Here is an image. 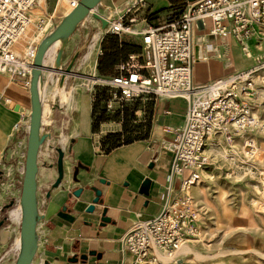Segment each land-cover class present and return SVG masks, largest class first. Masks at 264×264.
Listing matches in <instances>:
<instances>
[{
  "label": "crops",
  "instance_id": "obj_1",
  "mask_svg": "<svg viewBox=\"0 0 264 264\" xmlns=\"http://www.w3.org/2000/svg\"><path fill=\"white\" fill-rule=\"evenodd\" d=\"M194 1L100 0L95 10L102 9L115 18L132 6L136 17L133 26L137 28L147 21L149 14L154 18L149 22L157 23L168 12L174 13ZM47 23L46 34L39 42L59 22ZM107 33V25L82 20L63 40L62 47L56 48L52 54L48 49L45 54L44 61L53 55L51 60H57L59 68L51 73L44 71L40 77L42 103L50 109L45 117L50 116L42 124V132L47 136L38 153L37 247L30 264H130L132 254L121 244L123 234L136 219L159 214L164 204L178 194L180 179L173 174V154L167 145L183 126L187 108L185 99H155L148 136L113 149L108 150L107 145H102L103 137L111 132L110 124L103 122L97 131L92 130L96 92L111 90L106 82L123 73L120 69L122 64L132 56L140 65L146 55L139 36L117 34L121 40L138 45L140 51L129 54L111 71L100 74L98 59L103 52L101 42ZM196 34L194 83L202 84L225 76L239 66L241 54L231 37L212 36L208 27ZM86 37H90V41L85 42ZM79 51H82L81 55ZM49 65H45L46 68H50ZM67 68H70V74H65ZM91 75L93 78L99 76L101 80L92 82ZM52 89L58 91L56 98H53L55 94L50 96ZM62 91L66 97H62ZM69 91L72 92L70 98ZM28 107L29 86L0 73V169L3 168L2 163L10 169L7 176L0 174V264H14L19 252L21 215L18 208L25 152L21 150L23 140L18 134L27 128V123H22L26 122L23 110ZM17 124H22L19 130L15 128ZM55 132L57 138L54 139L52 133ZM57 148L64 152V175L60 184L54 187ZM45 150L49 151L48 155ZM75 166H78L76 181L72 180ZM146 181L145 189L143 184ZM79 187L81 193L76 197L73 191ZM94 187L101 190V202L94 204L93 211H87L95 196ZM12 205L15 208L6 211ZM103 210L108 217L105 222L101 221ZM255 244L259 242L255 240ZM92 251L96 254H91ZM82 255L86 257L82 259Z\"/></svg>",
  "mask_w": 264,
  "mask_h": 264
},
{
  "label": "built area",
  "instance_id": "obj_2",
  "mask_svg": "<svg viewBox=\"0 0 264 264\" xmlns=\"http://www.w3.org/2000/svg\"><path fill=\"white\" fill-rule=\"evenodd\" d=\"M66 1L72 10L80 0ZM36 2L39 0H0V73L22 81L25 86H29L38 43H30L19 54L15 49L30 23V8ZM39 8L45 11L41 5ZM132 9L130 6L108 19L107 29L118 35L139 36L145 61L139 65L132 56L122 64L123 73L112 76L106 84L126 96H138L146 89L154 99L181 97L187 108L182 128L167 145L173 154V174L180 179L178 194L156 216L136 219L121 237V244L132 254L130 264H170L163 262L157 251L173 257L182 244L198 233L199 220L191 189L201 180L208 164L204 152L208 135H224L232 141L236 133L264 131V124L252 107L257 90L264 88V0H196L186 4L177 16L168 12L157 23L145 20L137 28L133 26L136 17ZM38 25L43 26L44 22ZM207 27L212 36L231 37L252 64L206 83H194L196 33ZM140 69H146L147 74ZM133 74L138 78L132 79ZM131 83L135 89L128 87ZM106 104L109 106V101ZM21 125L15 128L19 130ZM244 146L251 149L248 154H254L252 137H247ZM44 153L48 155L49 151ZM2 164L0 174L7 176L10 169Z\"/></svg>",
  "mask_w": 264,
  "mask_h": 264
},
{
  "label": "rangeland",
  "instance_id": "obj_3",
  "mask_svg": "<svg viewBox=\"0 0 264 264\" xmlns=\"http://www.w3.org/2000/svg\"><path fill=\"white\" fill-rule=\"evenodd\" d=\"M56 3V0H45L44 5L37 2L32 5L30 23L17 41V49H15L17 54L21 50L24 51L30 43L39 42L46 34L47 29L42 30V28L47 22H59L61 16L67 14L64 12L65 8L57 7ZM36 5L38 7L41 5L46 11H40ZM45 12L48 14L44 15ZM95 12L106 19H112L102 9H97ZM48 15H52L53 18L50 19ZM151 15L147 16V21L154 19ZM39 22H44V25L39 26ZM83 22L100 21L90 14ZM89 39L90 37H86L85 42L90 41ZM81 53L82 51L78 52L80 55ZM240 54L241 63L239 62L237 68L234 67L236 71L252 64L249 58L241 52ZM94 79L98 82L101 80L99 76ZM83 82L90 81L83 80ZM146 91L144 89L135 97L132 94L124 95L120 89L111 88L107 91L106 101H109V106L106 101L100 104L105 109V113H102L103 122L111 125L110 133L121 134L119 139L112 140L110 147H117L129 138L148 136L155 99ZM257 92L259 94L257 93L253 99L252 107L255 116L261 124H264V88H259ZM71 93L68 92V98ZM96 93L102 94L99 91ZM64 96L65 94L62 93V97ZM56 97L57 93L53 98ZM49 103L51 104V100ZM99 110L102 111L101 107ZM25 121L23 125L29 122L27 114ZM56 135V132L52 133L54 139L57 138ZM18 136L23 140L21 150L25 152L28 129L25 127ZM247 137L254 139L253 155L248 154L247 151L251 149L244 146ZM12 144L10 148L13 147ZM207 145L204 152L208 156V164L202 172L201 180L191 189L199 220L198 233L186 243L190 245L191 251L183 252V248L178 254L175 252L173 258L166 263L264 264V131L256 129L252 132L236 133L232 141L226 140L224 135L217 134L214 144L209 148ZM13 208L15 205L10 206L6 211L9 209L11 211ZM3 212L4 210L1 211ZM255 240L259 242L258 245L255 244Z\"/></svg>",
  "mask_w": 264,
  "mask_h": 264
},
{
  "label": "water",
  "instance_id": "obj_4",
  "mask_svg": "<svg viewBox=\"0 0 264 264\" xmlns=\"http://www.w3.org/2000/svg\"><path fill=\"white\" fill-rule=\"evenodd\" d=\"M100 0H80L78 5L70 10L54 29L49 32L38 44L36 54L31 69V76L29 81V92L31 96L30 109H24L23 111L29 116V129L27 136V145L24 159L23 179L21 184V192L19 205L21 207V220H20V240L21 246L19 247L18 256L14 264H30L33 255L37 247V234L36 223L38 218L37 211V172H38V153L41 144L43 143L46 133L42 132L41 119V100L39 97V81L43 70V59L49 45L58 39L63 37L65 40L68 35L72 33L74 28L79 22L84 20L88 15H92L98 19L103 26L107 25L108 19L104 18L100 14L95 12V8ZM65 74H70V68H67ZM58 157L56 161L57 177L53 186L56 187L60 184L63 175V156L64 152L61 148H57ZM78 166H75L72 171V180L76 181ZM101 182H104L101 179ZM147 181L143 186L147 187ZM95 196L91 201V204L87 206V211H93L94 204L101 202V190L92 188ZM81 193V188H77L73 191V194L78 197ZM102 222L108 221V217L105 216V210H103ZM91 254H96L92 251ZM99 256V255H98ZM86 256L82 255L84 259Z\"/></svg>",
  "mask_w": 264,
  "mask_h": 264
},
{
  "label": "trees",
  "instance_id": "obj_5",
  "mask_svg": "<svg viewBox=\"0 0 264 264\" xmlns=\"http://www.w3.org/2000/svg\"><path fill=\"white\" fill-rule=\"evenodd\" d=\"M182 9L177 10L176 12H174L173 14L175 16H177ZM102 44V55L99 56L98 59V65H97V69L99 71L100 74H105L109 71H111L114 67V65L116 63H118V61L126 59L128 57L129 54L131 53H135V52H139L140 51V47L134 43L131 42H127L124 40H121L117 34L114 33H107L104 37V39L101 42ZM140 72L144 75L147 74L146 69H140ZM99 92H102V94H95V101L93 104V110H92V116H93V122H92V130L93 131H97L100 123H102L104 121L103 119V115L102 113H105V109L103 108V106H101V102L102 101H106L107 100V91L106 90H98ZM102 109V111H100L99 109ZM98 112H100L101 114H97ZM98 115V116H97ZM121 137L120 133H108L105 137H103V142L102 145L105 146L107 145V149H113L115 148V146L112 148L109 146L110 143H112V140L115 139H119ZM147 136L144 137H140V138H129L126 141H123L121 143L122 144H127L130 143L136 139H141V138H145Z\"/></svg>",
  "mask_w": 264,
  "mask_h": 264
},
{
  "label": "bare ground",
  "instance_id": "obj_6",
  "mask_svg": "<svg viewBox=\"0 0 264 264\" xmlns=\"http://www.w3.org/2000/svg\"><path fill=\"white\" fill-rule=\"evenodd\" d=\"M39 3L41 4V5H44V3H45V0H39ZM68 5V3H67V1L66 0H58V2H57V7H64L65 8V13H68L71 9H70V7L69 6H67ZM37 6V5H36ZM37 8H39L38 6H37ZM39 10L41 11V8H39ZM108 17V16H107ZM47 27H48V23H46L44 26H43V28H42V30H46L47 29ZM33 40V39H32ZM64 41H63V37H59L58 39H56L55 41H53L50 45H49V47L47 48V50H46V53H47V51H48V49H50V53L52 54V53H54V51L56 50V48H58V47H62V45L64 44L63 43ZM61 50V49H60ZM45 53V54H46ZM50 55V54H49ZM53 56V55H52ZM52 56H51V58H52ZM50 58V57H49ZM51 58H50V60H45L44 61V59H43V70H42V73L44 72V71H47V72H49V73H51L53 70H55V69H58L59 68V63L57 62V60L55 61H53V60H51ZM48 63H50L51 65H49L50 66V68H46V66L45 65H48ZM241 63V62H240ZM41 73V74H42ZM138 78V76L136 75V74H133L132 75V79H137ZM91 81L93 82V81H95L96 79H94L93 77H92V75H91ZM97 81V80H96ZM61 87V86H60ZM128 87L129 88H131V89H135V87H134V85L131 83V84H129L128 85ZM62 89V88H61ZM63 90V89H62ZM45 91V90H44ZM60 91V90H59ZM30 93V92H29ZM56 93H58V91L56 90V89H52L51 91H50V96L52 97L53 96V94H56ZM61 93H63V91L61 92ZM258 93V92H257ZM259 94V93H258ZM39 97H40V100H41V119H40V123L41 124H43V123H46V122H44L46 119H48L49 118V116L46 118L45 116H47L49 113L48 112H50V109H49V107L48 106H43V103H42V98H43V85H42V82H41V80L39 81ZM64 97H66V96H64ZM30 106H31V96H30ZM51 110H52V107H51ZM47 114V115H46ZM51 114V113H50ZM46 118V119H45ZM27 129H29V122H27ZM215 136L216 135H214V134H209L208 135V139H207V146H208V148L211 146V145H213L214 144V139H215ZM61 142H64V140H62L61 139ZM204 151H206V148H205V150ZM194 187V186H193ZM192 187V188H193ZM19 210H20V215H21V207L19 206V208H18ZM19 238V237H18ZM190 241V240H189ZM188 242V241H187ZM187 242H185L184 244H182L181 246H180V248L176 251V253L178 254L179 252H180V250L182 251V249L184 248V251L185 252H187V251H191V249H190V247H188V245L186 244ZM21 246V240H20V238H19V240H18V247H20ZM185 247H188V248H185ZM157 254L159 255V257H160V259L163 261V262H169L173 257H168L165 253H163V252H160V251H157Z\"/></svg>",
  "mask_w": 264,
  "mask_h": 264
}]
</instances>
